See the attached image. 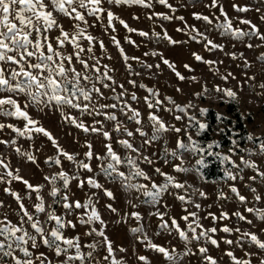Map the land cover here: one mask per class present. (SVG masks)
<instances>
[{
  "label": "rangeland",
  "instance_id": "obj_1",
  "mask_svg": "<svg viewBox=\"0 0 264 264\" xmlns=\"http://www.w3.org/2000/svg\"><path fill=\"white\" fill-rule=\"evenodd\" d=\"M44 2L47 5L46 10L53 12L58 26H53L46 33L49 40L43 42L42 50L47 54V43H51L63 56H71L70 64L67 60L61 61L56 57L51 63L54 67L62 62L66 68L75 69V72L80 74L78 87L88 91L95 86L99 93L91 91L90 100H85L79 92L76 93L77 99L74 103H78L81 109L86 105L87 111L67 105L57 108L54 103L48 107L37 106L23 93L12 94V98L27 111L31 119L39 122L38 127L46 129L64 151L75 156L76 161L87 163L91 171L79 168L75 162L59 156L56 148L43 134L33 131L29 139V134L18 135L8 127L12 125L23 130L25 124L23 119L0 116V124L5 125L0 129V141H4L0 143V227L9 224L21 226L22 218L26 221V217L20 212L22 203L29 213L42 221L41 227L45 234L55 227V221L47 220L48 211L54 210L65 222L71 221L75 227L66 226L62 233L65 238L78 241L80 253L85 257L83 264H113V261L118 264H207L204 256L213 257L217 264H234L232 257L227 255L228 252L236 259L247 260L250 264H261L264 260V250L243 236V233L255 234L264 242V219L258 215L264 213V151L261 150V145L264 144V87H262L264 62L259 59L264 55V40L254 36L235 39L217 25L224 21L219 10L222 7L233 29L249 32L250 26L240 23L241 20H248L259 29L260 35H264L262 19L264 0H217L216 8L210 7L212 0H166V4L150 0V7L117 6L103 0L101 7L111 10L116 17L136 30L131 33L119 23V20H113L116 31L107 28V12L102 14V19L97 20L95 16H88L85 9L78 8L85 17L84 23L55 11L49 0ZM236 8H245L247 11L240 12ZM196 15L207 16L212 23L196 19ZM77 25L85 30L86 35L94 37L91 52L88 51L90 47L88 40L83 36L77 38L79 48L84 49L79 53V59L88 65L87 68L77 62L72 44L65 42L63 47H57V37H61V29L71 37L77 31ZM139 32L147 35L142 37ZM165 34L178 43L171 44L169 40L164 39ZM113 36L120 42L124 55L129 57L127 61L114 46ZM30 38L35 40L36 34L33 33ZM126 38L134 43L126 42ZM207 40L220 47L206 48ZM101 42L104 44L103 49L100 46ZM248 44L253 47H247ZM193 53L203 59L197 61ZM162 58L174 64L175 71L185 79L179 80L175 72L163 63ZM30 60L32 63L37 62L35 57ZM204 61L213 63L208 64ZM185 65H189L191 70L186 69ZM0 67L7 72L16 65L0 63ZM105 73L110 79L104 78ZM73 76L74 73L68 71L66 80L55 78L64 83L71 92L72 84L77 83ZM105 84L109 86L105 87ZM217 87L229 89L236 94L235 99L241 112L252 116L248 129L257 139L238 150L235 146L222 149L220 156L228 157V161L223 162L222 177L204 180L196 169L197 161L201 160L202 156L178 148L177 142L188 145L189 137L195 139L198 134L196 121L205 124L204 115L200 114L201 109L214 107L221 113L224 111L219 102L229 97L223 92H217ZM149 90L158 95H150ZM8 95L9 93H0V96ZM133 95L136 99H132ZM145 98L154 105L156 100L161 103L150 109ZM166 98H171L174 103H170ZM188 104L192 107L187 108L185 112H180L176 108V105L183 107ZM102 105L116 107H101ZM129 109L140 113L136 118L140 123L131 118L132 111ZM150 113L158 116L169 129L159 134V138L154 141L150 139L153 135L152 122L148 118ZM107 115H115L117 119L108 120ZM177 116L180 117L179 120L176 119ZM65 117L82 123L89 131L85 132ZM189 117L195 119L189 120ZM117 127L119 131H116ZM92 128L98 131L93 132ZM176 128L181 131L177 133L174 131ZM104 132L109 133L110 139H105ZM127 132H131L132 135L128 136ZM140 132L145 135H140ZM121 140L128 141L137 151L124 148L119 143ZM106 144L111 145L114 152L124 161L117 166L118 171L129 175L132 169L127 160L131 158L135 161L136 167L149 179L136 177L121 182L115 173L111 177L105 175L102 169L111 162L106 156ZM89 151L92 152L91 159L85 155ZM173 152L176 156L172 155ZM29 153L35 158V163L27 159ZM145 157H148L151 163H147ZM55 159H59L61 163L55 164L53 162ZM245 162L254 167H248ZM176 166L184 170L175 171ZM157 168L173 177L183 187L175 188L170 185L153 202L152 196L145 193L155 192L153 184L165 183L164 177L156 172ZM8 171L14 175L18 174L34 187L40 186V191L31 192L22 182L8 177L6 175ZM60 171L66 172L70 177L77 176L78 179L70 180L67 190L63 189L62 182L57 179L56 187L60 191L56 199L59 202L53 203V198L49 195L52 184L45 180V177L55 176ZM226 172H230L235 179L229 178ZM89 178L100 187L89 185ZM127 184L144 187L130 188L126 187ZM5 188L9 189V192H5ZM232 188L237 192L233 193ZM106 191L112 193V198L105 195ZM11 192L17 193L20 197L19 202L10 194ZM200 193H204V196L202 197ZM37 195L42 198L45 207L42 213L34 211V205L38 202ZM64 195L69 197V203L73 205L75 201H79L82 205L89 203V207L77 209L73 206L65 210L61 200ZM180 196L185 197L184 201L179 199ZM239 196H243L244 200L241 201ZM196 205H199V208ZM93 207L100 220L82 223V220H87ZM248 209L253 211L249 212ZM133 213L137 215L134 216ZM191 213L195 214V220ZM222 213L226 216H222ZM237 213L244 219L241 220ZM185 216L189 217L188 220L183 219ZM173 219L180 230L185 232L187 240L181 239L176 229L172 227ZM196 221L201 227L196 226ZM162 224H166L167 227H161ZM189 224L195 228V233L189 231ZM225 227L231 231H222ZM23 228L35 235L30 224L23 223ZM135 228L141 231L134 233L132 229ZM212 228L216 231L209 232L207 237L193 238L194 235L199 236L200 231ZM101 231L103 235H97V232ZM105 237L111 244V255L108 253ZM212 240H215L216 244H212ZM0 241H3V237H0ZM226 241L232 243L228 244ZM37 244L38 247L35 249L31 247V241L23 245L33 253L31 258L34 264H40V260L36 259L40 253L47 257L45 264H62L66 259L64 254L57 256L54 248L46 247L39 236ZM89 245L95 247L90 248ZM150 245L167 249L175 256V260H167ZM200 248L207 250L203 256L199 252ZM89 252L92 253L90 257ZM13 254L25 259L19 249ZM75 254V247L68 249L67 255ZM140 257L145 259L142 261ZM0 264L14 262L11 257L0 256ZM69 264H81V261L74 260Z\"/></svg>",
  "mask_w": 264,
  "mask_h": 264
},
{
  "label": "snow or ice",
  "instance_id": "obj_2",
  "mask_svg": "<svg viewBox=\"0 0 264 264\" xmlns=\"http://www.w3.org/2000/svg\"><path fill=\"white\" fill-rule=\"evenodd\" d=\"M160 4H166V0H157ZM49 3L52 5L53 9L55 11L60 12L64 16H69L76 21L84 22L86 23L85 17L82 14L79 9H85L87 11L88 16H95L97 20L102 19V14L104 12H107V28H111L112 31H116L113 20H119V23L127 29L128 32H134L135 29L130 28L125 21L119 19L114 15V13L111 10H107L101 7L103 0H49ZM107 3L109 4H115L117 6L119 5H139L143 7H150V0H107ZM78 6V7H77ZM217 0H212L210 7L216 8ZM47 5L45 4L44 0H0V63H8L11 65H16L15 68H10L7 72L3 67H0V93H9L8 96H0V116L5 117H15L17 119H23L25 121L23 130L17 129L13 127L12 125H8V127L12 128L14 132H16L18 135H25L26 133L29 134L28 138L31 139V132H36L39 134H43L56 148L57 153L59 156H63L67 161L75 162L77 164V167L87 169L88 171H91L90 166L87 163L78 162L75 159V156L73 154H70L66 151H64L57 143L55 138L43 127H38V121H35L31 119V117L28 115L27 111L21 108L19 103L16 99L12 98V94H25L29 101L32 104H35L37 106H44L48 107L52 105L53 103L57 108H63L65 105L81 109V106L78 103H74V100L77 99L76 93L79 92L81 96L85 100H90V92L96 91L99 93V89H96L95 86H93L92 89L85 91L84 89H81L78 87V77L79 73L75 72V69H69L66 68L64 63L56 64L54 67L51 62H53L54 57L59 58L61 61L67 60L69 64L72 62L71 56H63L60 52L56 51L51 43H47V54L42 50L44 47V43L49 40V37L46 35V33L53 27L58 26L57 21L53 17L52 11L46 10ZM170 7V5H169ZM235 8L236 6L233 5ZM69 9H71V12H69ZM220 15L224 17V21L217 25L218 28L223 29L225 32L230 33L235 39H241L243 37H256L260 40H264V35H260L259 29L251 24L248 20H241V24L249 25L250 31L244 32L240 29H233V26L231 22L229 21V18L224 11L222 7H220ZM237 11L243 12L247 11L245 8H236ZM74 13L75 15L72 16L71 14ZM159 15V14H157ZM151 18V17H150ZM196 19L204 20L207 23H212V21L207 16H200L196 15ZM164 19H168V17H164ZM182 19V18H179ZM264 19V18H262ZM77 31L69 37V34L67 32H64L63 29H61V37H57V47H63L65 42H68L72 44L77 62L84 64V67L87 68L88 65L84 63V61L79 59V53L83 52V48H79L77 38L80 36H83L84 39L88 40L90 47L88 48V51H92V42L94 40V37L91 35H86L85 30L82 28H79L77 25ZM179 31V29H178ZM36 34V39L33 40L30 37L32 34ZM140 36H146L147 33L139 32ZM164 39L169 40L171 44H176L178 41L171 40L170 37L167 36V34L164 35ZM195 39V37H193ZM112 41L115 47L120 51L121 56L125 61L129 59L126 55H124L123 49L120 47V42L116 39V37H112ZM128 43H134L130 40H127ZM101 49L104 48L103 42L100 44ZM206 48L215 49L220 47L219 45L213 43L211 40H207V43L205 45ZM247 47L251 48L253 45L248 44ZM78 49V50H77ZM9 53H15V55H9ZM194 58L197 61H201L203 58L195 53H193ZM35 57L36 63H32L30 58ZM235 54H233V59H235ZM259 59L264 62V55H261ZM163 63L171 70L175 72V75L179 80H184L185 77L182 76L178 71H175V65L172 64L167 59L162 58ZM205 63L212 64V61H204ZM26 65V67H25ZM186 69L191 70L189 65L184 66ZM157 68H159V65H157ZM68 71H72L74 73L73 79L77 80V83L72 84L71 92L69 88L64 84L61 83L60 80L56 79L55 77H60L62 79H67L66 73ZM98 71V70H97ZM44 73H47L44 75ZM87 79V77H85ZM105 79H110L107 77L105 73ZM193 79H195L193 77ZM14 81V83H13ZM68 83H71V81H68ZM131 83V81H130ZM109 85L105 84V87H108ZM143 87V85H141ZM264 87V85H262ZM177 91H180V89H177ZM207 91V89H205ZM217 92H223V94L230 99H235V93L229 89H220L219 87L216 88ZM150 95L156 96L158 95L155 92H152L149 90ZM199 95V94H198ZM132 99H136L135 95H133ZM169 100L170 103H174L171 101V98H166ZM146 103H148V107L150 109L156 107L161 103V101L156 100V104H152L148 101L147 98H145ZM9 106L8 108H5L4 106ZM25 108L27 105L24 106ZM101 107H112L115 108L116 105H102ZM127 107V105H125ZM192 107L191 104L185 105L183 107L176 105V108L180 112H185L187 108ZM87 106L85 105L81 111H87ZM124 109L122 108L121 111ZM132 111V119H136L139 117L140 113L129 109ZM206 109H201L200 114L204 115ZM63 115V113H62ZM149 120L152 122L153 127V135L151 136V140L154 141L159 138V134L168 131V127L165 125V123L156 115L149 114ZM65 119L70 120L71 123L76 125L79 128H82L85 132L89 131L88 128H86L82 123H77V121L71 117H65ZM106 119L108 120H116L115 115H107ZM176 119H180L179 116L176 117ZM194 117H189V120H194ZM217 119H222L219 115L217 116ZM137 123H140L138 119H136ZM198 124V133L202 132L206 129L207 125L204 123H199V121H196ZM5 127V125L0 124V129ZM119 127L116 128V131H119ZM91 131L96 132L98 129L92 128ZM177 133L181 131V129L176 128L174 129ZM128 136H131V132L126 133ZM105 139H110L109 133L104 132L103 133ZM140 135H145L143 132H140ZM251 139V137H249ZM0 143H4V141H0ZM14 143V142H13ZM119 143L126 149H131L132 151H137L135 148H133L132 144H130L126 140H121ZM145 143H149V141H145ZM177 147L180 149H185L188 151H191L193 154L201 153L205 151V149H202L196 141L192 140L191 137H189V144L185 145L182 142H177ZM91 148V146H89ZM105 148L106 156L111 161L106 168L102 169L107 176H112L113 173H115V176L121 180V182L124 181H130L133 178L136 177H142L144 179H149V177L138 167L135 165V161L129 158L127 160V164L131 166L132 171L129 175H125L123 172L118 171L117 166L121 163H124V161L121 160V158L114 152L111 145L106 144ZM213 148V144H209L207 146V154L209 156L217 155V158L221 162L228 161L227 156H219L218 154H215L211 152L210 150ZM261 150L264 151V144L261 145ZM17 152H19V149H17ZM86 157L88 159L92 158V152L89 151L86 154ZM173 156H176V153H172ZM27 159L33 163H35V158L29 153L27 154ZM52 159V158H50ZM97 159H103V157H97ZM147 163H151L148 157L144 158ZM53 162L57 165L61 163L59 159L53 160ZM198 164L202 165L204 164L203 159L197 161ZM248 167H254V165L245 162ZM7 167V166H5ZM180 166H176L175 171H183ZM156 172L159 173L161 176L164 177L165 183L162 185H156L153 184L152 187L155 189L154 193L146 192L145 195H150L153 198V202L156 201V199L167 190V188L171 185L175 188H181L183 187L182 184L177 183L173 177L162 173L159 168L156 169ZM6 175L10 177L13 180L22 182L25 187L30 190L31 192H39L40 186H33L31 185L27 180H24L21 176L18 174L14 175L13 172L8 171L6 172ZM226 175L231 178L235 179V176H232L230 172H226ZM57 179H59L62 182L63 189L67 190L69 188L70 180L78 179L77 176H69L66 172L60 171L57 175L52 177H45V180H48L52 184V190L49 193V195L53 198V203H57V196L59 194L60 189L56 187ZM89 185L99 188L100 185L97 184L94 180L89 178L88 180ZM82 186V185H80ZM126 187L130 188H143L144 185H133V184H127ZM5 192H9V189L5 188ZM232 192L236 193L237 190L235 188H232ZM13 197L16 198L17 202L20 201V197L15 192L10 193ZM105 195L109 198H112L111 192H105ZM200 195L203 197L204 193H200ZM238 195V193H237ZM37 203L34 205V211L35 213H42L45 211V207L43 204L42 198L37 195ZM179 199L181 201H184L185 197L180 196ZM239 199L241 201L244 200L243 196H239ZM63 202V207L65 210L71 209L73 206L77 209L84 207L88 208L89 203L81 204L79 201H75L74 205L72 203H69V197L67 195H64L61 198ZM50 207V206H49ZM110 207V206H109ZM197 208H199V205H196ZM112 211H115V209H111ZM249 212L253 211L252 209H248ZM20 212L23 213V217H26V221L22 218L21 219V226H15V225H7L4 227H0V237H3V241H0V256L3 257H11L14 264H34L32 260L33 253L28 250V248L23 247V245L27 244L29 241H31V247L33 249L38 247L37 244V236L40 237L42 243L49 248H54L55 254L57 256H61L64 254L66 256V259L62 262V264H69V262L74 260H80L81 264H83L85 257L81 255L79 250V244L76 239H69L65 238L62 233V229L66 226H72L75 227V225L72 224L71 221L65 222L64 219L58 215H56L55 211H48L47 213V220L48 221H55V227H53L47 234H45L44 229L41 227L42 221L39 219V217L34 216L33 214L29 213L28 210L25 208V206L20 203ZM19 215V213H17ZM134 216L137 214L133 213ZM193 219L195 220V214H190ZM222 216H226V214L222 213ZM258 215L264 219V213H258ZM237 216L243 220L244 217L240 216L239 213H237ZM137 218H139L137 216ZM188 216L183 217L184 220H188ZM162 219V217H161ZM215 219V217H213ZM100 220V217L96 211V209L93 207L91 212L88 214L87 220H82V223H91L93 221ZM30 224L32 230L34 231L35 235L29 233L23 228V223ZM196 226L201 227L196 221ZM161 227H167L166 224H162ZM172 227L176 229L181 239L187 240L188 237L185 234V232L181 231L176 220H172ZM132 231L139 232L141 229L135 228L132 229ZM189 231L195 233V228L192 227L191 224H189ZM216 229H205L200 231L199 236H193L194 239H199L200 237H207V234L209 232H215ZM224 232L231 231L229 228L225 227L222 229ZM239 231V229H237ZM17 233H22L21 235H17ZM97 235H103V232H97ZM243 236L248 237L251 242L256 244L261 250H264V242H261L255 234L251 233H243ZM105 243L108 245V253L111 255L112 248L110 242L107 241V237H105ZM212 244H216L215 240L211 241ZM226 243L231 244L232 241H226ZM61 245H65L66 247H61ZM76 248V254L75 255H67L68 249L70 248ZM88 247L94 248V245H89ZM155 251L161 253L167 260L174 261L175 256L170 253L167 249L157 246V245H150ZM16 249H19L20 253H22L23 257L25 259H20L17 256H15L13 253L16 251ZM205 248H200L199 252L203 256L206 253ZM187 254V253H186ZM92 255L91 252L88 253V256L90 257ZM227 255L229 257H232L234 264H250L247 260H239L236 259L231 252H228ZM37 260H40V264H45V261L47 260V257L44 256L43 253H40L36 257ZM140 259L143 261L145 258L140 257ZM204 259L206 260L207 264H217V261L211 257V256H204ZM113 264H118V262L113 261ZM261 264H264V260L261 261Z\"/></svg>",
  "mask_w": 264,
  "mask_h": 264
},
{
  "label": "trees",
  "instance_id": "obj_3",
  "mask_svg": "<svg viewBox=\"0 0 264 264\" xmlns=\"http://www.w3.org/2000/svg\"><path fill=\"white\" fill-rule=\"evenodd\" d=\"M219 106L224 109L222 113L214 107L206 109L204 120L207 127L194 139L202 149H205L203 154L198 153L202 156L204 164L203 166L198 164L196 168L204 180L219 179L223 175V162L217 158V155L207 154L209 144H213L210 151L220 156V151L224 148L235 146L238 150L257 139L250 134L248 129L252 116L241 112L236 99L221 100ZM218 115L222 119H217Z\"/></svg>",
  "mask_w": 264,
  "mask_h": 264
}]
</instances>
